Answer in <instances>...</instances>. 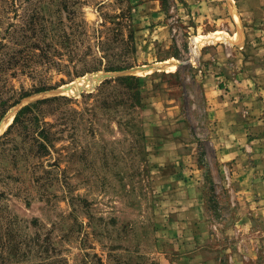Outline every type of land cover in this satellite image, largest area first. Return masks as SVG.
<instances>
[{
	"label": "rangeland",
	"instance_id": "rangeland-1",
	"mask_svg": "<svg viewBox=\"0 0 264 264\" xmlns=\"http://www.w3.org/2000/svg\"><path fill=\"white\" fill-rule=\"evenodd\" d=\"M144 1L0 0L1 58L20 48L7 28L35 12L73 35L52 34L59 65H4L0 98L30 96L0 127L15 108L76 100L46 107L49 156L18 129L0 141V264H264V0ZM124 76L143 106L103 107L123 87L98 88Z\"/></svg>",
	"mask_w": 264,
	"mask_h": 264
},
{
	"label": "trees",
	"instance_id": "trees-1",
	"mask_svg": "<svg viewBox=\"0 0 264 264\" xmlns=\"http://www.w3.org/2000/svg\"><path fill=\"white\" fill-rule=\"evenodd\" d=\"M70 1V0H69ZM80 2L75 1L73 4V10L71 11L67 4L65 5V10L70 11L69 15L75 14V7ZM41 17V18H39ZM50 18V16L48 17ZM49 22L52 30L48 31V26L45 25ZM63 20L61 19L58 25L52 23L49 19H47L45 14L32 13L30 18L28 17V21H26L23 26H14L12 25L10 28H7L6 32L9 34L16 33L14 36L18 35L15 40V43L19 46L18 50H16L13 54L8 55L6 58H1L0 52V82L4 83L6 86L7 80V71H4V65L7 64L8 69L16 68L18 65H23L24 67H28L32 65V63L39 62L42 65H59L58 56H61V53L51 52L54 51L53 37L52 34L57 33L59 37L62 38V46L69 47L73 43V35L72 33H68L64 31L61 32L60 25L63 24ZM41 25V26H39ZM20 33V34H17ZM82 32H85L83 29ZM118 33H114L115 36ZM13 36V37H14ZM51 38V41L49 40ZM118 39H115V42ZM129 42L132 44L133 35L132 33L129 36ZM104 42L99 40V46L103 45ZM9 46L8 43L0 42V50ZM104 47V45H103ZM100 62H102L100 60ZM99 66L90 67L87 70H98ZM127 69V67H109L105 70L107 72H115L122 71ZM87 72V71H85ZM121 85L122 91L116 90L115 99L110 101L108 97H105L102 101V106L105 108H117L119 106L128 107V109L135 111L138 107H142V91L140 89V79L136 76H124L118 77L112 80H106L103 84L98 88L99 94H104L103 89L107 85H112L113 82ZM50 90L49 88L39 89L37 92H43ZM3 95V91L0 89V96ZM93 93L88 94L87 97H95ZM30 96L29 94H23L20 98L14 102H10V100L1 97L0 98V123L4 119L5 115L11 110L13 107L18 105L23 98ZM76 100L73 98H69L66 96H54L51 98L41 99L34 103H30L24 107H22L15 116L13 124L8 128L3 137L0 138V141L4 140L10 134L13 133L15 129H18L21 133H23L32 143L31 150L35 152V155L39 158L47 157L51 154L53 149L55 148V142L59 139L60 131H52L54 125L50 122L45 121L46 116V107L50 108L52 112L55 114L58 110H62V107H70L69 104L74 103ZM111 103V104H110ZM114 104V106L112 105ZM45 109V110H44ZM79 114L74 108L70 110V115ZM133 125L132 121L129 120L127 125ZM57 165V164H54Z\"/></svg>",
	"mask_w": 264,
	"mask_h": 264
},
{
	"label": "bare ground",
	"instance_id": "bare-ground-1",
	"mask_svg": "<svg viewBox=\"0 0 264 264\" xmlns=\"http://www.w3.org/2000/svg\"><path fill=\"white\" fill-rule=\"evenodd\" d=\"M234 14H235V17H236V20H237L238 27L239 28L242 27L241 20H240L238 14L235 12V9H234ZM167 68L174 72L176 70V64H169V66ZM80 82H82L83 84H80ZM80 82H79V84L78 83H75V84L71 85V87L70 86L69 87L72 89V91L75 92L77 90H80L79 88H82L83 86H87V87L91 86V84L89 82H87V79H83ZM17 109L18 108H15L14 110H12L10 117L8 119H6L7 120L6 123L0 127V135L7 129L8 125L10 123H12V121H13V119L15 117V114H16Z\"/></svg>",
	"mask_w": 264,
	"mask_h": 264
},
{
	"label": "crops",
	"instance_id": "crops-1",
	"mask_svg": "<svg viewBox=\"0 0 264 264\" xmlns=\"http://www.w3.org/2000/svg\"><path fill=\"white\" fill-rule=\"evenodd\" d=\"M154 3L156 4L157 2L155 1ZM150 4H152V2H150L149 0H145L140 5L142 8H147L148 6H151ZM152 5H154V4H152ZM160 16H161V12H157V13L155 12V13H152L150 17L153 18L154 20H160V18H161ZM162 29H164V28H161V27L159 28V30H162ZM163 33H164V31H163Z\"/></svg>",
	"mask_w": 264,
	"mask_h": 264
},
{
	"label": "water",
	"instance_id": "water-1",
	"mask_svg": "<svg viewBox=\"0 0 264 264\" xmlns=\"http://www.w3.org/2000/svg\"><path fill=\"white\" fill-rule=\"evenodd\" d=\"M150 69H159L158 67H146V68H142L141 71H149ZM68 88L70 87H66L65 89H63V91L68 90Z\"/></svg>",
	"mask_w": 264,
	"mask_h": 264
}]
</instances>
